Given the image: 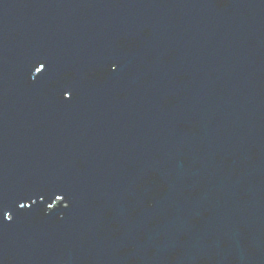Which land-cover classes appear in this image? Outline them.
<instances>
[{
	"label": "water",
	"instance_id": "obj_1",
	"mask_svg": "<svg viewBox=\"0 0 264 264\" xmlns=\"http://www.w3.org/2000/svg\"><path fill=\"white\" fill-rule=\"evenodd\" d=\"M0 264H264V0H0Z\"/></svg>",
	"mask_w": 264,
	"mask_h": 264
},
{
	"label": "snow or ice",
	"instance_id": "obj_2",
	"mask_svg": "<svg viewBox=\"0 0 264 264\" xmlns=\"http://www.w3.org/2000/svg\"><path fill=\"white\" fill-rule=\"evenodd\" d=\"M42 67H43V65H41V67H38V68L36 69V71H37V72H40L41 69H42Z\"/></svg>",
	"mask_w": 264,
	"mask_h": 264
}]
</instances>
